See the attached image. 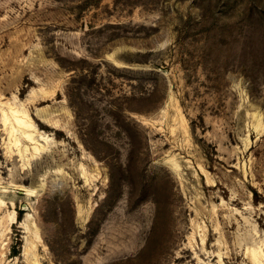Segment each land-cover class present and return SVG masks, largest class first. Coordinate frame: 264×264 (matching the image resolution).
<instances>
[{
	"label": "rangeland",
	"instance_id": "obj_1",
	"mask_svg": "<svg viewBox=\"0 0 264 264\" xmlns=\"http://www.w3.org/2000/svg\"><path fill=\"white\" fill-rule=\"evenodd\" d=\"M0 264H264V0H0Z\"/></svg>",
	"mask_w": 264,
	"mask_h": 264
},
{
	"label": "bare ground",
	"instance_id": "obj_2",
	"mask_svg": "<svg viewBox=\"0 0 264 264\" xmlns=\"http://www.w3.org/2000/svg\"><path fill=\"white\" fill-rule=\"evenodd\" d=\"M15 116H17V115H15ZM46 118V117H45ZM16 119V121H17V123L19 124V125H21L22 127L24 126V125H28V124H26L21 118H19V117H16L15 118ZM46 120H48V119H46ZM29 122H31V121H29ZM30 125V124H29ZM29 125H28V127H29ZM30 127H33V124L32 125H30ZM26 134V133H25ZM28 134H30V133H28ZM27 134V135H28ZM32 135V134H31ZM28 136H30V135H28ZM31 137V136H30ZM27 139H29V138H27ZM31 139V138H30ZM40 148V147H39ZM34 149H36V148H34ZM39 150V149H38Z\"/></svg>",
	"mask_w": 264,
	"mask_h": 264
},
{
	"label": "water",
	"instance_id": "obj_3",
	"mask_svg": "<svg viewBox=\"0 0 264 264\" xmlns=\"http://www.w3.org/2000/svg\"><path fill=\"white\" fill-rule=\"evenodd\" d=\"M19 193H20V194H26V192H22V191L19 192ZM25 208H26V206L24 205V206H23V210H24Z\"/></svg>",
	"mask_w": 264,
	"mask_h": 264
},
{
	"label": "trees",
	"instance_id": "obj_4",
	"mask_svg": "<svg viewBox=\"0 0 264 264\" xmlns=\"http://www.w3.org/2000/svg\"><path fill=\"white\" fill-rule=\"evenodd\" d=\"M256 195V194H254ZM17 251V248H14V255H17L18 253H15Z\"/></svg>",
	"mask_w": 264,
	"mask_h": 264
}]
</instances>
